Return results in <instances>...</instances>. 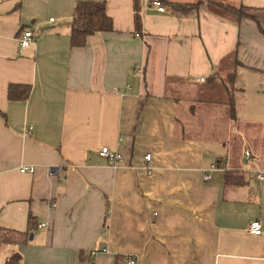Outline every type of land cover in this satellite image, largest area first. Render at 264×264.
I'll return each instance as SVG.
<instances>
[{"label":"crops","instance_id":"0c3cea01","mask_svg":"<svg viewBox=\"0 0 264 264\" xmlns=\"http://www.w3.org/2000/svg\"><path fill=\"white\" fill-rule=\"evenodd\" d=\"M77 1L0 0V227L37 223L0 245V264H264V0H93L112 30L72 47ZM235 64L232 117L203 85L223 89ZM10 83L28 99L8 100ZM225 170L248 182L224 184Z\"/></svg>","mask_w":264,"mask_h":264},{"label":"trees","instance_id":"16d2710c","mask_svg":"<svg viewBox=\"0 0 264 264\" xmlns=\"http://www.w3.org/2000/svg\"><path fill=\"white\" fill-rule=\"evenodd\" d=\"M167 4L179 13H186L192 9L198 7L199 3L194 4H182L168 2ZM228 14L235 15L238 18L246 16L243 11L244 7H233L231 5L219 2L214 3ZM137 23H139V17L135 16ZM70 45L72 47H82L86 43L88 36H91L97 32H104L112 30V22L110 17L105 12V5L103 1L93 0H78L73 9V13L70 20ZM237 64L233 65L231 70L227 73L223 80L225 91L228 94L225 99L228 105L229 112L234 116V78ZM213 77L210 79L212 80ZM30 94L29 84L10 83L7 86V98L10 101H25ZM217 165L219 163H216ZM248 182L245 173L236 170L224 171V184L226 185H243ZM27 230L19 231L11 228L0 227V245L2 244H21L27 242L29 233L35 229L37 223L36 219L32 216H28ZM119 259V257H116ZM4 264H22V256L18 252H13L7 257Z\"/></svg>","mask_w":264,"mask_h":264},{"label":"built area","instance_id":"2783aa9c","mask_svg":"<svg viewBox=\"0 0 264 264\" xmlns=\"http://www.w3.org/2000/svg\"><path fill=\"white\" fill-rule=\"evenodd\" d=\"M150 5L152 7H155V9L158 11V12H163L165 10V7L164 5L161 3L160 0H152L150 2ZM53 19H50V21H52ZM135 36L136 37H139L140 34L139 33H135ZM34 41V38H33V33L31 30L29 29H26L23 31L20 39H19V44L20 46L22 47H27L29 46L31 43H33ZM205 78L204 77H200L198 79V81H204ZM245 154L248 155L249 152L246 150L245 151ZM97 155L99 157H102V158H105L107 159L109 162H111L114 166L117 165V163L121 162L122 160V157L121 155L117 152V151H114L108 147H101L98 151H97ZM145 160H149L150 159V155L147 154L145 155ZM220 169L219 167H217V165L215 164H212L210 166V168L207 170V172L204 174V179L205 180H208L210 179L211 177V172L212 171H215V170H218ZM50 170H55L54 167H51ZM19 171L21 173H25V172H29V173H32L34 171V167L32 166H26V165H23L19 168ZM255 178L258 179V180H263L264 179V175L262 172L260 171H256L255 172ZM248 232L252 235H260L262 233V226H261V223L259 220H252L249 224H248ZM103 236H105V232L102 233ZM92 254L95 253V251H92L91 252ZM124 259H125V264H137L136 262V259L135 257L131 256V255H124Z\"/></svg>","mask_w":264,"mask_h":264},{"label":"rangeland","instance_id":"374dc122","mask_svg":"<svg viewBox=\"0 0 264 264\" xmlns=\"http://www.w3.org/2000/svg\"><path fill=\"white\" fill-rule=\"evenodd\" d=\"M203 86H205V90H204V95L206 96L207 94L208 95H212V94H214V96L216 97V98H220V99H223L224 97H225V99H227V97H228V94H227V92L225 91V88H224V85L222 86L223 87V89L222 88H218L215 92L214 91H210L209 90V88L206 86V84H204ZM207 89V90H206ZM235 102H236V106H238V101H237V96L235 97ZM248 104V103H247Z\"/></svg>","mask_w":264,"mask_h":264},{"label":"water","instance_id":"95a60500","mask_svg":"<svg viewBox=\"0 0 264 264\" xmlns=\"http://www.w3.org/2000/svg\"><path fill=\"white\" fill-rule=\"evenodd\" d=\"M63 24H70V22H65ZM46 28H49V27H46ZM29 237L31 238L32 237V234H30Z\"/></svg>","mask_w":264,"mask_h":264}]
</instances>
